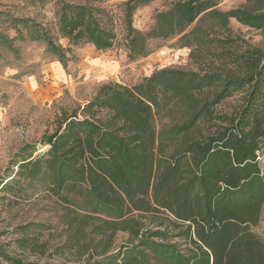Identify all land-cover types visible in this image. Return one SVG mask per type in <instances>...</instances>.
Returning <instances> with one entry per match:
<instances>
[{"label":"trees","instance_id":"1","mask_svg":"<svg viewBox=\"0 0 264 264\" xmlns=\"http://www.w3.org/2000/svg\"><path fill=\"white\" fill-rule=\"evenodd\" d=\"M153 1L126 3L129 59L147 57L152 39L178 37L197 70L107 83L85 105L62 110L40 141L47 150L23 147L0 178V200L48 192L77 206L71 196L78 198L85 213L66 217L69 248L82 245L90 224L98 235L129 234L115 253L84 264H264V241L253 231L264 205V45L230 27L236 19L264 30V0L230 10L221 0H173L149 31L133 27L137 8ZM60 28L71 45L108 50L116 40L86 5H64ZM232 97L230 110L217 109ZM104 244L99 239L95 250Z\"/></svg>","mask_w":264,"mask_h":264},{"label":"rangeland","instance_id":"2","mask_svg":"<svg viewBox=\"0 0 264 264\" xmlns=\"http://www.w3.org/2000/svg\"><path fill=\"white\" fill-rule=\"evenodd\" d=\"M128 0H0V178L11 173L14 161L23 147H36V154L46 151L41 144L45 134L53 132L62 110H73L91 101L100 87L107 83L132 86L145 76L163 68L197 70L189 59L190 48H180L178 37L148 42L149 56L131 61L127 49L126 3ZM173 0H155L137 8L133 27L147 32L155 14L167 8ZM246 0H221L219 8L230 10L243 6ZM86 5L96 10L97 17L108 31L116 35L114 46L105 54L122 59L121 69L107 77L94 66L93 58L101 54L91 44L71 45L60 28L64 5ZM233 33L251 45H264V30H256L231 19ZM65 53L60 61L50 52V45ZM106 51L104 53H107ZM95 55V57H94ZM56 63L64 69L63 79L50 73ZM134 63V64H133ZM65 64V65H64ZM47 66V68H46ZM235 98L217 107L230 110ZM159 127V122H158ZM264 172V147L259 153ZM17 168H15V171ZM0 196H4L0 193ZM0 200V250L12 259L38 264H84L115 253L129 241L128 233L118 231L113 236L91 232V224L81 238V246L69 248L72 241L67 215L85 213L79 199L71 196L66 204L48 192L38 193L29 200L18 202L7 195ZM253 231L264 241V205L261 219ZM104 239L108 251L101 254L94 244ZM0 264H12L0 256Z\"/></svg>","mask_w":264,"mask_h":264},{"label":"crops","instance_id":"3","mask_svg":"<svg viewBox=\"0 0 264 264\" xmlns=\"http://www.w3.org/2000/svg\"><path fill=\"white\" fill-rule=\"evenodd\" d=\"M108 50H98V51L104 55L105 54H111V53L107 52ZM105 51L107 53H104ZM94 57H95V55H94ZM154 58H156V57L149 56L148 58H144V60H145V62H149L150 59H154ZM121 61H122V59H119L116 56L108 57L105 55V57H103V55L98 54L97 57L93 58L92 64H94V66H96L99 69L100 74H103V77H107L108 75L111 74L110 72H116L119 69H121V66H122ZM46 68H47V66H46ZM48 70H50V73L52 75H55L58 78L63 79L64 76L67 77V74L65 73L62 66H60V64L59 65L57 63H56V65L51 64L48 67Z\"/></svg>","mask_w":264,"mask_h":264},{"label":"built area","instance_id":"4","mask_svg":"<svg viewBox=\"0 0 264 264\" xmlns=\"http://www.w3.org/2000/svg\"><path fill=\"white\" fill-rule=\"evenodd\" d=\"M259 154V153H258ZM260 159V157H258Z\"/></svg>","mask_w":264,"mask_h":264}]
</instances>
